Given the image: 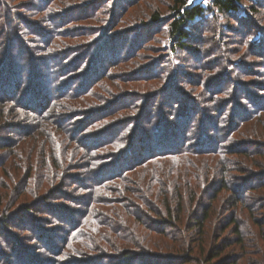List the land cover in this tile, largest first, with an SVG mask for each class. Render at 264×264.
Instances as JSON below:
<instances>
[{"label": "trees", "instance_id": "1", "mask_svg": "<svg viewBox=\"0 0 264 264\" xmlns=\"http://www.w3.org/2000/svg\"><path fill=\"white\" fill-rule=\"evenodd\" d=\"M29 1L12 0V4L24 5ZM32 1L34 5L29 8L37 9L48 2ZM239 1L242 0H212V4L222 14L235 13ZM12 4L0 0V170L12 175V157L17 154L9 158L6 154L18 149L22 156L23 146L29 148V153L30 149L33 153L35 150L40 152L36 160L44 157V163L37 168L38 164H33L35 159L30 158V170L20 177L23 182L31 179L37 183L41 187L40 196L35 195L34 203L27 201L25 192L29 189L26 186L11 204L0 208V235L12 239L8 229L16 222L25 220L29 223V209L39 214L56 213L57 218L60 216L65 220L68 213L59 211V205L51 201L66 199L62 188L71 186L76 196L67 197L76 205L85 206L81 217L76 218V213L73 220L76 221L74 228L80 230L71 234L72 229L64 240V248L59 251L68 256L71 264H264V195L261 205L247 201L252 192L260 194L264 188V95H255L246 87H257L264 92V84H253L250 79L231 81L230 87L224 85L215 95H208V104L200 109L191 106V100L185 105L175 96L167 98L168 103L174 104L169 105V109L161 108L160 112L148 103L139 110L134 103L139 102L138 98H129L131 103L122 98L121 105H112L107 113L102 112L101 104L91 108L76 105L78 109L76 106L73 109L68 101L71 92L66 90L70 76L67 80L64 77L69 73L67 66H72L70 73L79 72L86 64V57L73 62L68 55L65 58L67 66H63L65 70L55 68L54 59H50L51 64L36 60L29 65L25 63V68L32 72L30 75L25 73L22 65L19 72L12 71L8 60L15 55L10 53V46L20 48L21 53L24 51L21 36L27 27L33 31V37L29 39L37 43L49 42L45 31L37 32L29 27V22L27 26L16 19L18 10ZM171 8L174 13L168 22V33L173 40L171 49H186L192 33L189 28L194 21L205 23L200 18L206 8L201 4L189 5V0H174ZM71 14L85 16L79 10ZM69 16L74 15L68 14L67 20ZM151 16L152 21L157 22L160 13L156 11ZM20 27L25 28L18 35L16 30ZM56 34L59 32L51 36L53 45L62 46V37ZM5 35H8L6 41ZM124 41L128 40L124 38ZM98 44L95 54L100 60L106 48ZM50 46L48 44L46 52ZM61 46L56 50L63 51L59 49ZM251 46L253 50L255 47L261 49L264 67V41H254ZM74 53V49L69 52ZM46 55L50 58L49 52ZM164 60L167 62L168 55ZM44 64H48L52 73H40ZM89 67L82 82L79 79V83H72L74 89L82 90L90 80H95L93 76L91 78L94 65ZM36 70L39 76L35 79ZM155 70L150 67L151 73ZM88 75L90 77L84 81ZM241 76L246 73L241 71ZM205 80V76L199 79V85ZM178 90L176 94L181 98L183 92ZM99 97L102 101L109 98L107 94ZM187 99L188 96H183V101ZM133 107L139 111L121 113L126 109L134 110ZM140 112L144 116L134 128ZM83 116L87 118L81 127L72 122ZM113 116H119L120 120L109 121ZM194 121L196 125L191 124ZM95 125L103 128L100 135L82 140L80 134ZM69 126H72L71 134ZM194 127L197 140L189 143L190 139H183L182 134L193 136ZM76 129H79V135L74 132ZM57 138L71 153L70 156L65 153L59 154L58 158L54 156L53 164L48 154ZM127 157L131 159L129 163L125 160ZM71 170L79 171L83 179L65 183L71 177ZM243 179L244 182L247 180V186L234 184L235 180ZM49 180L61 183V192L60 188H55L57 192H54V182L49 183ZM77 192L80 193L77 195ZM104 192H109L110 196L101 202ZM2 200L0 205L4 203ZM14 208L17 209L9 211ZM21 209L26 212L24 220L21 217L14 219L13 213ZM102 211L104 213L100 215ZM243 215L247 220L241 218ZM29 231L42 234L38 227ZM24 246L29 249L33 245ZM3 260L1 257L0 262Z\"/></svg>", "mask_w": 264, "mask_h": 264}, {"label": "rangeland", "instance_id": "2", "mask_svg": "<svg viewBox=\"0 0 264 264\" xmlns=\"http://www.w3.org/2000/svg\"><path fill=\"white\" fill-rule=\"evenodd\" d=\"M8 2L10 5L13 3L12 0H8ZM192 4H201L206 8V12L200 18L205 23L200 24V22L194 21L191 24L189 29L192 33H190L188 47L182 50L171 49L173 40L168 33V22L174 15L171 8L174 5V0H54L52 3L51 0H48L47 4L43 5V8L38 9L29 8L34 5L32 0L24 5L23 3L12 4L18 10L16 19L19 22H24L23 25L27 26L29 22V27L36 29L37 32L45 31L48 36L46 39L49 42L37 43V41L34 42V39H29L28 37H33V31L27 27L28 29L26 28V32L21 36V46L24 51L21 53L20 48L10 46V53L12 52L13 56H15L12 59L11 57L9 58L8 62L10 64L8 67H11L12 71L16 70L19 72L21 65L24 66L25 63H28L27 65L31 61L34 63L36 61L38 63H46L48 61L50 63V59H54V67L65 70L66 68L63 66L68 55H70L73 62L78 60V58L86 57V64L75 74L70 73L72 66L69 68L65 64L69 73L64 78L67 80L68 76H70L69 85L66 89L68 90L67 92H71L68 101L73 105V109H75L76 105L78 107L86 106V108H91L101 104L102 112L106 113L109 107L112 105L119 107L121 105L119 103L124 100L131 103L129 98L139 99V102H134L137 103L139 110L144 103H148V105H154L155 109L160 112L161 108L169 109V105L174 104L173 102H171L172 104L168 103L170 100H167L168 97L173 96H175L176 100L178 98L179 101L185 102V105L191 100L193 104L191 106L200 109V106L208 104V95H215L224 85L230 87L232 85L231 81H246V79H250L253 84L257 83L262 86L264 84V67L261 64V49L255 47V50H253L251 45H253L254 41L260 43L264 41V0L239 1V8L236 9L235 13L223 14L218 9H214L212 0H192L189 5ZM78 10L82 11L85 16L81 17L79 14H71L76 13ZM156 11H159L160 18L159 21L153 22L151 14L156 13ZM68 14L74 16H69L67 20ZM63 18L66 19V22ZM24 28L20 27L19 30H16L18 35L19 31ZM55 32H59L56 36L62 37V40H60L62 46L58 44L54 47L53 37L51 38V36ZM109 34L112 35L106 38V35ZM7 36L5 35L4 41H6ZM103 38L104 40H102ZM124 38L128 41H124ZM98 39L102 41L100 42ZM97 43H99V47L106 48L101 57H99L100 60H97V53L95 54L96 49H98L95 46ZM124 43H126V46H123ZM48 44L53 47L50 46L49 51L47 50L50 53V58L46 55L48 53L46 52ZM140 44L142 45L141 48ZM44 45L45 47H43ZM58 46H61L59 49L63 51L56 50ZM258 47L261 46L258 45ZM71 49L75 51L73 55L69 54ZM19 52L21 57L17 56ZM167 55L168 60L166 62L164 59L167 58ZM94 59L98 62H95L96 60ZM61 61L62 64L59 63ZM47 65L41 66V74L52 73L49 72ZM90 65H94L91 78L93 79L94 77L95 80H90L86 86L84 84L85 87L82 90L79 87L74 89V86H71L72 83L74 81L79 83L80 80L82 82L84 75L90 71ZM199 65H202V69H199ZM150 67L151 69H156L155 72L151 73ZM24 69L27 75L32 74V72H29L30 69L25 68V66ZM241 71H244L246 76H241ZM35 73L36 79L39 74H37V70ZM58 73L62 74L61 72ZM204 76L206 80L199 85V79ZM89 77L88 75L84 81ZM246 87L255 95H264V92H261L257 87L249 85H246ZM177 90L183 92L184 97L188 96V99L183 101V96L179 98L176 94ZM82 92L83 95L81 96ZM101 94H107L108 100L106 98V101H102L99 97ZM122 98L124 100L121 101ZM82 99L85 101L80 102ZM77 106L76 108L78 109ZM147 107L150 108L151 106ZM133 109H126L124 112L121 111V113L135 114L139 111L137 108L133 107ZM142 116H144L142 112L139 114L140 118L136 116L137 120H135L137 122L134 128L138 126L137 123ZM117 117L113 116L109 121L118 119ZM69 118L71 119L72 117ZM86 118L87 116L78 117L72 122L76 126L81 127L82 124H85ZM194 123L195 125L197 124L195 121L191 122V124ZM70 125H72L71 122ZM95 126L97 129H93ZM95 126H92L89 131H83L80 134V138L86 140L91 139V137H98L100 135L99 132L103 128H98V125ZM70 127L72 126H69L68 130L71 134L72 128L70 129ZM195 127L192 128L193 136H189L185 132L182 134L183 139H190L189 143L197 140L194 132ZM74 132L78 134L79 129L74 130ZM5 136L11 137L12 134H5ZM30 141H33V139ZM66 148L60 138H57L54 148L48 154L50 162L53 163L54 156L58 158L59 154L65 153L70 156L71 151H66ZM21 151L22 156H20L18 149L8 155L6 154L8 158L13 156L14 153L17 154V156L12 157V178V175L10 176V174L8 175L0 170V199H3L4 203L7 202L0 205V208L11 204L12 200L24 192L26 186L29 189L28 192H25L27 194L25 198L29 199L27 201L34 203L36 201L35 199L33 200L35 195L40 196L41 192L39 189L41 187H38V184H35L31 179L28 182H23V177L20 176L25 171L30 170V158L35 159L33 164H36V166L38 164L37 168H40L44 163V157L36 160L40 152L38 153L35 150L33 153L30 149L29 153V148L24 146ZM125 160L129 163L128 160L131 159L127 157ZM70 173H72L71 177L65 180V183H70L69 181L73 179H83L79 171L71 170ZM129 175L130 173L128 172L127 177ZM52 182L54 180H49V183ZM246 183L247 180L244 182V179L234 181L237 186L241 184L242 186H247ZM53 186L54 192H57L55 188H60L61 183L57 184L54 182ZM35 190L36 192H34ZM62 191V195L66 199H58V202L52 200L51 203L58 204V209H61L59 211L68 213L69 216L67 215L65 220L61 219L60 216L57 218L55 216L56 213L50 214L46 212L39 214L36 210L29 209L30 220L27 219L29 223H26L24 220L25 211L21 209L16 214L13 213L14 219L21 217L24 221L18 223L15 221V226L8 229V232L13 235V242L10 236L0 235V258L4 259L0 264H71L68 261V256H64L63 252L59 254V251L64 248V240L72 229L74 230L71 234L80 230L76 227L74 228L76 221L73 222V220L76 213V218L79 215L81 217V212L85 210V206L76 205L74 200L67 197V195L76 196L75 190L71 186L63 187ZM78 193L80 192H77V195ZM104 193V195L102 194L103 200L101 202L109 199V197L107 199V195L110 196L109 192ZM259 193L252 192L251 198L247 201L251 204L253 203V205H261L262 199H264L262 198L264 188ZM105 198L106 200H104ZM16 209H10L9 211L13 212ZM103 209L106 208L103 207ZM103 213L102 211L100 215ZM241 218L247 220L245 215ZM37 227L42 234H39V232L34 234V232L29 231ZM83 232L87 233L85 230ZM23 244H31L33 246L27 249ZM22 254L25 256L23 257Z\"/></svg>", "mask_w": 264, "mask_h": 264}, {"label": "snow or ice", "instance_id": "3", "mask_svg": "<svg viewBox=\"0 0 264 264\" xmlns=\"http://www.w3.org/2000/svg\"><path fill=\"white\" fill-rule=\"evenodd\" d=\"M192 2V0H189V3H191Z\"/></svg>", "mask_w": 264, "mask_h": 264}]
</instances>
